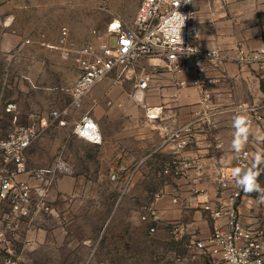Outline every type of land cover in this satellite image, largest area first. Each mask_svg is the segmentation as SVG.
<instances>
[{
    "label": "built area",
    "instance_id": "1",
    "mask_svg": "<svg viewBox=\"0 0 264 264\" xmlns=\"http://www.w3.org/2000/svg\"><path fill=\"white\" fill-rule=\"evenodd\" d=\"M195 1L142 0L131 24L115 19L108 24L106 36L63 50L64 57L73 54L78 74L64 88L68 102L62 108L24 112L17 101L6 100L4 93L0 94V264H21L36 220L53 211L51 193L55 183L73 170L63 153L51 165L33 167L29 149L49 128L67 126L72 114L82 107L97 84L108 78L122 84L128 80L132 84L128 96L144 105L153 76L168 75L174 86L195 88L207 103L209 85L226 80L228 64L264 71V45L253 50L239 47L233 53L200 46ZM62 34L61 43H64L68 28L64 27ZM25 43H30V39ZM188 71L194 72L191 80L183 78ZM8 76L7 72L4 84L9 82ZM144 107L148 119L160 117V109ZM232 111L264 134V101L239 104ZM219 112L222 110L210 109L165 137L164 142L172 144L175 156L165 161L162 174L188 177L192 170L195 203L213 222L206 236L190 232L180 221L164 224L182 250L174 253L173 264H264V219L257 216L253 222L245 223L240 210L246 193L242 182L245 178L249 180L251 150L240 149L231 170L219 169L214 178V198H210L208 189L200 187L205 181V165L200 158L181 156L193 143L197 125L203 121L209 123ZM23 117L26 123L21 122ZM73 134L95 144L103 142L100 126L90 111L75 121ZM137 171L136 165L121 164L110 180L119 183L125 193L134 183ZM167 195L165 188L154 190L143 208L142 219L152 223L151 234L162 225L157 207ZM201 195L207 199L198 200Z\"/></svg>",
    "mask_w": 264,
    "mask_h": 264
},
{
    "label": "crops",
    "instance_id": "2",
    "mask_svg": "<svg viewBox=\"0 0 264 264\" xmlns=\"http://www.w3.org/2000/svg\"><path fill=\"white\" fill-rule=\"evenodd\" d=\"M195 6L201 47L233 53L239 47L253 50L264 45V0H196ZM51 10L49 3L43 0H0V63L4 64L1 68L8 72L10 82L26 83L27 90L34 89L41 79L51 78L48 64L50 59L57 57L55 54L77 69L73 54L70 57L62 55L63 50L72 47L58 42L48 45L43 39L48 34L50 20L56 16ZM64 27L68 28V43L73 25L66 22ZM27 39L30 43H25ZM226 76V80L209 85L207 103L195 88L174 86L168 75L153 76L143 103L148 108L160 109L157 120L148 119L144 105L128 96L132 88L130 81L122 84L108 78L97 84L75 112L79 118L90 111L100 126L103 142L95 144L79 138L73 147L66 145L64 155L73 170L58 180L108 181L119 165H136L138 171L134 183L136 189H131L133 192L142 193L143 187L151 182L153 191L165 188L168 192L157 207L162 220L159 228L167 231L164 224L180 221L190 232L208 235L213 222L195 203L193 171L188 177L179 178L162 174L165 161L175 156L172 144L164 141L168 133L202 113L210 109L222 110L209 123L203 121L197 125L193 143L181 152V156L200 158L205 165V181L200 187L208 189L210 198H214V178L219 169L231 170L238 151L248 148L252 153L248 174H254L248 175L249 181L254 180L259 188L264 189V134L255 126H247L248 132L244 133L232 122V118L239 117L232 111L236 105L264 101V71L252 66L228 64ZM193 77V71L183 75L188 80ZM67 99H54L53 103L46 100L43 109L32 103L28 110L49 112L52 108L64 107ZM67 126L54 128L64 130ZM83 147L89 148L90 152L81 151ZM29 155H33L31 148ZM85 159L89 160L90 166L83 164ZM262 195L264 193L258 191L245 193L240 205L245 223L253 222L257 216L264 219ZM206 199L204 195L198 197L200 201Z\"/></svg>",
    "mask_w": 264,
    "mask_h": 264
},
{
    "label": "rangeland",
    "instance_id": "3",
    "mask_svg": "<svg viewBox=\"0 0 264 264\" xmlns=\"http://www.w3.org/2000/svg\"><path fill=\"white\" fill-rule=\"evenodd\" d=\"M43 1L49 3L51 11L56 13L48 24V34L43 38L45 43L58 42L72 48L83 46L96 37L106 36L108 24L115 19L131 24L142 2ZM66 22L73 25L68 43L65 40L67 44L61 43L62 27ZM55 55L57 57L50 59L48 64L51 78L41 79L30 90L26 89V83L14 84L9 81L4 84L7 71L1 68L4 64L0 63V94L4 93L6 100L18 101L24 112L29 111L32 103L43 109L46 100L65 101L64 88L75 80L73 76H76L77 69L74 65H68L61 55ZM38 56L41 57V54ZM71 117L67 128L58 130L52 127L33 143V155H29L33 167L53 164L60 153L65 154L66 145L73 147L80 141L73 134L78 114L74 112ZM21 122L26 123L27 119L23 117ZM232 122L244 133L248 132L247 126H251L240 116L232 118ZM81 151L88 154L90 149L83 147ZM82 162L90 166L89 160ZM134 183L123 193L120 184L112 180H57L51 193L53 211L36 220L21 264H173L174 253L182 251L181 246L162 228L151 234L149 229L152 223L142 219L143 208L153 192L152 182L143 187L142 193L131 190L136 189Z\"/></svg>",
    "mask_w": 264,
    "mask_h": 264
},
{
    "label": "clouds",
    "instance_id": "4",
    "mask_svg": "<svg viewBox=\"0 0 264 264\" xmlns=\"http://www.w3.org/2000/svg\"><path fill=\"white\" fill-rule=\"evenodd\" d=\"M248 175L254 176V174L252 173H249ZM242 183H243L244 191L246 193L252 192V191H258V192L264 193V189L259 188V186L254 183V180L250 182L247 178H245V180ZM260 202L264 203V195L261 196Z\"/></svg>",
    "mask_w": 264,
    "mask_h": 264
}]
</instances>
